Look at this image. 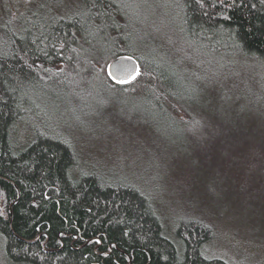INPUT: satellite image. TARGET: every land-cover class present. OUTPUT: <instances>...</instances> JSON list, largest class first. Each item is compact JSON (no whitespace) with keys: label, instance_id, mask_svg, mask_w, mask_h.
Returning a JSON list of instances; mask_svg holds the SVG:
<instances>
[{"label":"trees","instance_id":"trees-1","mask_svg":"<svg viewBox=\"0 0 264 264\" xmlns=\"http://www.w3.org/2000/svg\"><path fill=\"white\" fill-rule=\"evenodd\" d=\"M250 72L262 77L257 90ZM207 80L212 95L190 92V81ZM79 81L85 96L76 92ZM101 87L109 108L117 99L129 107L143 101L140 121L152 107L187 116V105L199 129L202 113L193 107L203 103L232 122L241 114L234 101L264 97V0H42L0 27V238L8 259L230 264L204 254L213 234L204 219L177 221L178 245L152 195L130 178L104 169L76 175V146L40 120L52 110L64 114L60 104L93 116ZM19 120L33 128L23 147L15 142Z\"/></svg>","mask_w":264,"mask_h":264},{"label":"rangeland","instance_id":"rangeland-1","mask_svg":"<svg viewBox=\"0 0 264 264\" xmlns=\"http://www.w3.org/2000/svg\"><path fill=\"white\" fill-rule=\"evenodd\" d=\"M40 3L0 0V27L7 17L16 18ZM248 79L253 90L263 81L255 72ZM188 84L191 93L214 92L209 80L205 85ZM237 90L243 91L241 84ZM76 92L87 94L82 83ZM98 93L101 100L90 103L93 116L79 117L71 106L60 104L64 114L52 110L50 117L40 118L43 128L68 136L76 146V175L104 169L114 179L130 178L152 195L167 233L178 245L174 225L194 216L213 228L203 245L206 256L230 264H264V97L234 101L232 111L241 114L232 122L220 119L218 107L194 106V111L202 113L198 129L197 121H189L196 112L187 105V116L173 114L166 106L152 107L150 118L140 121L147 115L143 101H137L139 107H129L125 99H117V105L109 108V92L101 87ZM14 132L17 146L33 139V128L24 120L15 123ZM0 264H17L6 256L1 238Z\"/></svg>","mask_w":264,"mask_h":264}]
</instances>
